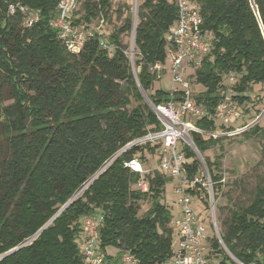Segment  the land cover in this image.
Listing matches in <instances>:
<instances>
[{
  "label": "trees",
  "instance_id": "obj_1",
  "mask_svg": "<svg viewBox=\"0 0 264 264\" xmlns=\"http://www.w3.org/2000/svg\"><path fill=\"white\" fill-rule=\"evenodd\" d=\"M7 1L0 0V133L7 145L5 150L0 146V264H87L79 244L88 216L99 218L96 250L105 264L117 263L125 249L137 264L164 263L172 255L175 235L171 210L161 202L170 177L158 169L140 175L124 165L133 157L141 161L144 152L154 153L155 148L119 150L159 128L139 87L153 104L168 100L167 90L153 88L156 78L148 67L165 58L166 35L177 16L174 0H138L136 77L124 53L123 37L131 29L128 1L79 0L73 12V24L85 27L100 19L111 22L113 13L121 19L104 34L112 55L95 32L79 52L66 50L50 25L60 0H19L39 11L38 21L28 28L20 24L19 14H6ZM191 1L201 13L202 29L211 33L209 51L190 75L204 87L195 100L212 114L230 89L237 107L247 110L254 102L249 92L264 84V0ZM5 90L11 99L6 105ZM195 124L204 133L190 136L202 154L219 140L206 133L222 125L208 116ZM242 134L264 135V126L252 124ZM185 155L192 178L198 175L200 160L190 148ZM261 157L262 176L249 203L235 205L220 232L227 250L245 264H264V143ZM203 161L216 192L221 156H203ZM140 177L144 191L136 188ZM145 199L149 207L139 215V202ZM208 246L210 260L220 257L218 264H236L214 236Z\"/></svg>",
  "mask_w": 264,
  "mask_h": 264
},
{
  "label": "built area",
  "instance_id": "obj_2",
  "mask_svg": "<svg viewBox=\"0 0 264 264\" xmlns=\"http://www.w3.org/2000/svg\"><path fill=\"white\" fill-rule=\"evenodd\" d=\"M122 1H128L131 4V34L133 36L136 28L139 2L138 0ZM190 1L174 0L177 16L168 28L166 35L169 44L166 48L165 58L162 62H155L148 67L149 71L155 74V81L159 80L167 72L170 80V86L167 90L168 100L159 104H153L149 100L150 104H148L159 121V128L148 130L145 134L130 140L119 152L137 145L153 147L159 154L157 169L164 175L176 180L174 191L178 196L179 214L173 218L172 227L177 235V244L175 248H172L170 264L211 263L208 257L210 238L206 235L205 224L208 219L213 227L214 237L225 252L229 254L236 264H245L235 258L222 241L215 217V187L208 175L209 172L204 161L199 159L201 165L198 175L192 178L189 177L186 168V163L189 161L185 155L186 148H190L195 154L197 150L190 133H204L203 130L196 126V119L208 116L220 122L222 127H220L219 131L215 130L206 133L217 137L223 131L226 132L232 120L238 119L241 115L237 104L230 97V89L224 92L223 98L219 101L212 114H209L205 107L194 98L196 91L193 88L192 78H186L185 74L188 70H194L201 65L203 56L209 51L210 42L208 39L211 33L202 29L203 19L201 13L194 4H190ZM78 4L79 0H60L58 2L57 14L50 21V25L56 29L58 39L66 50L77 53L84 42L95 32L101 37V46L107 49L109 55H112L113 47L107 43V39L104 37L105 31L102 29L103 19H100L98 24L93 27L73 24V12L78 7ZM5 11L8 16L19 14L22 27L33 26L39 18L38 10L19 0L7 1ZM132 73L136 77V72L132 71ZM227 78L230 82L234 80L232 73H229ZM137 86L139 87L138 82ZM139 89L141 88L139 87ZM245 129H247V126L242 125L237 128L236 132H242ZM180 140L183 141L181 146L178 145ZM111 160L112 158L99 171L103 170ZM124 165L140 175L148 172L143 168L140 159L137 157L124 162ZM97 174L91 179L96 177ZM218 183L221 187L223 179L221 178ZM136 188L141 191L146 189V183L142 177L136 183ZM198 191H200V195L196 194ZM201 195L204 196V200ZM193 198L201 205V210H196L192 203ZM98 222L99 218L97 217L88 216L83 219L84 237L79 247L83 260L87 264H105L103 255L96 250ZM117 264H137V261L131 252L125 249L120 252Z\"/></svg>",
  "mask_w": 264,
  "mask_h": 264
},
{
  "label": "rangeland",
  "instance_id": "obj_3",
  "mask_svg": "<svg viewBox=\"0 0 264 264\" xmlns=\"http://www.w3.org/2000/svg\"><path fill=\"white\" fill-rule=\"evenodd\" d=\"M190 4L192 5L193 2L190 1ZM120 22L121 19H118V16L113 13L111 16V22H104L102 24V29L105 31V33H107L110 31V29L113 28V26L119 25ZM137 22L138 17L136 18V25ZM134 40L135 33L132 36L130 29V31L123 37V42L126 44L125 53L129 59L131 69L133 72H137L138 67L136 66V63L139 59V51L135 45ZM192 73V69L188 70L185 74L186 78L189 79ZM169 86L170 80L168 72L165 73L159 80H156L153 84V88H162L164 90H168ZM193 88L196 93L204 90V87L202 85L195 83H193ZM144 92L148 96V92ZM249 95L250 97L254 98L253 105L249 103L247 105V110L239 109L241 111L240 117L238 119L232 120V122L228 125L226 132L223 131L222 134L217 136L219 137L218 142L211 148L204 150L201 154L202 158L203 156H206L211 160H213L217 155L221 156L220 171L221 178L223 179V185L218 189V191L214 193L215 217L220 232L223 230L222 220L225 217H228L230 210L235 208V205L237 204L245 205L249 203L252 192L255 186L259 183L262 176L263 161L261 157V147L264 143V135H253L247 137L244 136L242 132H236L237 128L242 125L247 127H250L252 124H257L261 127L264 126V84L254 86L252 91L249 92ZM2 99L4 105L11 103V99L8 97V92L6 90L2 92ZM143 100L145 103L150 104V99L148 100L143 97ZM134 104L135 102H132L130 106ZM216 130L219 131L220 128H216ZM181 144H183V141L180 140L178 142V145L181 146ZM0 146L3 150H5L7 146L1 133ZM158 162L159 154L156 151L154 153L144 152V157L141 158L143 168L146 169L149 173H152L153 170L157 169ZM175 184V179L170 178L169 180H167L164 187L163 198L161 200L163 204L167 205L170 208L173 218L177 217L179 214V205L177 203L178 196L174 191ZM201 197H203L204 200V196L201 195ZM139 203L140 207L138 210V214L141 215L149 207V202L147 199H145L143 201H140ZM192 203L196 207V210L202 209L201 205L195 198H193ZM205 224L206 235L209 238H212L214 236V231L210 220L208 219ZM38 231L30 239H33L35 236H37ZM176 244L177 235L175 234L173 235L172 248H175ZM107 251L109 253H112L113 256H118L119 254L113 248H108ZM220 259V257L212 259L210 264H218ZM170 263L171 259H168L162 264Z\"/></svg>",
  "mask_w": 264,
  "mask_h": 264
},
{
  "label": "water",
  "instance_id": "obj_4",
  "mask_svg": "<svg viewBox=\"0 0 264 264\" xmlns=\"http://www.w3.org/2000/svg\"><path fill=\"white\" fill-rule=\"evenodd\" d=\"M140 92H141V94H142V96L144 97V98H146V99H148L149 100V98H148V96L145 94V92H144V90L143 89H140ZM196 155H197V157H198V159H200V160H202L203 161V158H202V156H201V154H200V152H199V150L197 149L196 150ZM72 199H73V197L71 198V199H69V201H67V203H65V205H63V207L62 208H60L59 210H58V212L38 231V233L46 226V225H48L51 221H52V219L55 217V216H57V214L58 213H60L71 201H72ZM16 249V248H15ZM15 249H12V250H10V251H8V253L9 252H11V251H13V250H15ZM6 254V253H5Z\"/></svg>",
  "mask_w": 264,
  "mask_h": 264
},
{
  "label": "crops",
  "instance_id": "obj_5",
  "mask_svg": "<svg viewBox=\"0 0 264 264\" xmlns=\"http://www.w3.org/2000/svg\"><path fill=\"white\" fill-rule=\"evenodd\" d=\"M111 264V263H110Z\"/></svg>",
  "mask_w": 264,
  "mask_h": 264
}]
</instances>
